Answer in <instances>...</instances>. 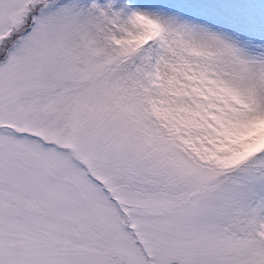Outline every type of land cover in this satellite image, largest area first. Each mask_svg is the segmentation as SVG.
<instances>
[{
	"label": "snow or ice",
	"instance_id": "obj_1",
	"mask_svg": "<svg viewBox=\"0 0 264 264\" xmlns=\"http://www.w3.org/2000/svg\"><path fill=\"white\" fill-rule=\"evenodd\" d=\"M0 264H264V0H0Z\"/></svg>",
	"mask_w": 264,
	"mask_h": 264
}]
</instances>
